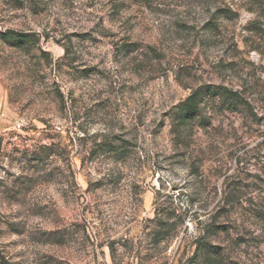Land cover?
<instances>
[{
  "label": "rangeland",
  "instance_id": "obj_1",
  "mask_svg": "<svg viewBox=\"0 0 264 264\" xmlns=\"http://www.w3.org/2000/svg\"><path fill=\"white\" fill-rule=\"evenodd\" d=\"M0 264H264V0H0Z\"/></svg>",
  "mask_w": 264,
  "mask_h": 264
},
{
  "label": "trees",
  "instance_id": "obj_2",
  "mask_svg": "<svg viewBox=\"0 0 264 264\" xmlns=\"http://www.w3.org/2000/svg\"><path fill=\"white\" fill-rule=\"evenodd\" d=\"M2 37L5 40L15 39L25 47L28 45L35 47L37 39L36 35L32 33H19L13 29L3 32ZM216 103L230 110H235L245 105V100L239 91L226 86H204L194 90L185 100L176 105L175 111L172 112L174 120L173 130L177 136L183 138V131L188 127V124L198 119L203 121L207 109ZM111 144L113 145L112 148ZM114 145L113 142L102 144L107 151L124 153L125 146L121 145L117 147V145ZM203 249L207 250L208 248L205 245Z\"/></svg>",
  "mask_w": 264,
  "mask_h": 264
},
{
  "label": "built area",
  "instance_id": "obj_3",
  "mask_svg": "<svg viewBox=\"0 0 264 264\" xmlns=\"http://www.w3.org/2000/svg\"><path fill=\"white\" fill-rule=\"evenodd\" d=\"M19 126H21V125H19Z\"/></svg>",
  "mask_w": 264,
  "mask_h": 264
}]
</instances>
